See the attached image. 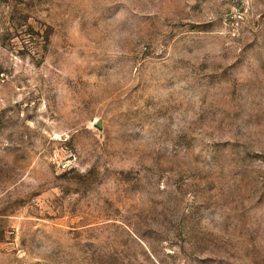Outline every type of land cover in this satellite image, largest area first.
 <instances>
[{
  "label": "rangeland",
  "instance_id": "rangeland-1",
  "mask_svg": "<svg viewBox=\"0 0 264 264\" xmlns=\"http://www.w3.org/2000/svg\"><path fill=\"white\" fill-rule=\"evenodd\" d=\"M0 264H264V0H0Z\"/></svg>",
  "mask_w": 264,
  "mask_h": 264
},
{
  "label": "water",
  "instance_id": "water-1",
  "mask_svg": "<svg viewBox=\"0 0 264 264\" xmlns=\"http://www.w3.org/2000/svg\"><path fill=\"white\" fill-rule=\"evenodd\" d=\"M95 128H97L99 131H102V122L101 121H97L95 123Z\"/></svg>",
  "mask_w": 264,
  "mask_h": 264
}]
</instances>
